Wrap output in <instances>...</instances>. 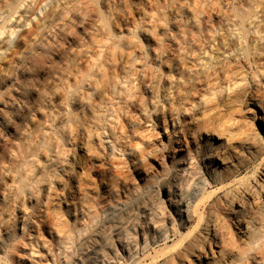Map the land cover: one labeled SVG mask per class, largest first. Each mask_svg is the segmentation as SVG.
Masks as SVG:
<instances>
[{
  "label": "bare ground",
  "instance_id": "6f19581e",
  "mask_svg": "<svg viewBox=\"0 0 264 264\" xmlns=\"http://www.w3.org/2000/svg\"><path fill=\"white\" fill-rule=\"evenodd\" d=\"M118 1L0 0V264H264V0Z\"/></svg>",
  "mask_w": 264,
  "mask_h": 264
},
{
  "label": "rangeland",
  "instance_id": "374dc122",
  "mask_svg": "<svg viewBox=\"0 0 264 264\" xmlns=\"http://www.w3.org/2000/svg\"><path fill=\"white\" fill-rule=\"evenodd\" d=\"M120 2V4H121V1H118V0H114V2H115V5L116 4H118L117 2ZM178 1V3H176ZM201 2L202 3V0H198L197 2ZM212 1H214L213 3H212ZM217 0H210V2H209V0H208V2H207V0H204L203 1V3H202V5H204V3H206L207 5V7H208V9L210 10L211 8H215V5H213V4H216V8H217V6L219 5H223V6H225V5H228L229 6V3H230V6L231 5H233V4H236L237 2H239V0L238 1H236V0H219V1H217V3H215ZM225 1V2H224ZM160 2L161 3H163L164 2V0L162 1V0H160ZM172 2V3H171ZM182 2V4H183V1L182 0H173V1H171V0H165V2L164 3H166V4H162V5H170V3L171 4H179V3H181ZM222 2V3H221ZM228 2V3H227ZM212 3V4H211ZM221 3V4H220ZM224 3V4H223ZM211 4V5H210ZM119 5V4H118ZM117 5V6H118ZM212 5H213V7H212ZM119 6H121V5H119ZM206 6H202L203 7V9H207V8H205ZM219 6H218V8H219ZM264 15V14H263ZM262 15V16H263ZM263 25V24H262ZM27 30L28 29H23L18 35H20L22 32H24V35L26 34V32H27ZM20 41H22V38H20ZM243 117L245 118V120L243 119V122L241 121V124L243 123V124H246L247 125V123H245V121L246 122H248V120H249V122H248V125H250V124H252L251 122H253L254 123V125L255 124H257V122L254 120V119H252V117L250 118V116L248 115V112H245V111H243ZM251 126V125H250ZM253 167V168H252ZM255 167L254 166H249L248 168H244L240 173H239V175L237 176V178H242V179H244V180H247V179H250L251 177H252V175H253V172H255L256 171V173H255V176H257V173H259L263 168H264V163L261 165V169H259L258 171L257 170H255L254 169ZM255 170V171H254ZM216 188L217 187H210V189H209V191H212V192H215V194H216V197H215V200H217V199H219L221 196H222V194H221V192L220 191H216ZM255 217L257 218L258 217V219L259 218H261V215H260V213L259 212H256L255 213ZM264 218V217H263ZM258 221V220H257ZM195 223L192 225V228H194L195 227ZM170 244H172V242L170 243ZM164 246L163 245H161V246H158L155 250H158V251H160L162 248H163ZM215 250H216V248H215ZM161 252H158V254H160ZM153 255H154V251H153ZM145 257H147L148 256V253L146 254V255H144ZM208 256L209 257H211V254H209L208 253ZM160 258H162V257H159L158 259L160 260ZM145 264H150V260H148Z\"/></svg>",
  "mask_w": 264,
  "mask_h": 264
}]
</instances>
